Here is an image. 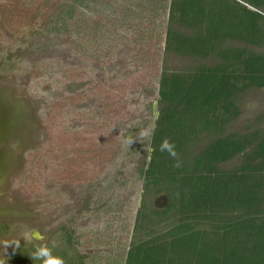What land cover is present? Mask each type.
<instances>
[{"label": "trees", "instance_id": "1", "mask_svg": "<svg viewBox=\"0 0 264 264\" xmlns=\"http://www.w3.org/2000/svg\"><path fill=\"white\" fill-rule=\"evenodd\" d=\"M242 1L252 9L237 0L16 3L23 38L59 32L91 60L112 56L110 45L121 41L135 50L131 53L137 62L135 72H140L143 61L159 70L158 43L164 34L157 17L167 8L163 15L184 32L167 27L163 50L193 60L185 71L161 70L158 79V112L148 141V147L157 151L151 153L143 174L145 187L166 195L165 207L137 211L129 245L110 235L107 243L100 233L103 239L94 240L93 250L79 251L81 235L75 227L63 228V247L56 245L52 251L65 264H264V118L256 119L260 124L253 128L228 130L242 113L240 104L247 91L264 88V0ZM5 7L0 3V40L11 22V16L3 18ZM108 9L121 10L120 34L96 23ZM209 57L214 61L208 62ZM0 58L3 72L18 68L15 59ZM92 90L81 88L64 97L85 99ZM80 139L69 133L57 141L56 152L65 156L62 166L71 172L62 175L69 179L78 176L79 163L88 156ZM165 139L175 145L181 167H173L175 160L158 150ZM104 154L106 159L115 156L108 149ZM161 222L170 227L154 232L153 225L158 228ZM127 233L129 229V239ZM36 248L25 243L1 258L0 264H41L31 258Z\"/></svg>", "mask_w": 264, "mask_h": 264}, {"label": "rangeland", "instance_id": "2", "mask_svg": "<svg viewBox=\"0 0 264 264\" xmlns=\"http://www.w3.org/2000/svg\"><path fill=\"white\" fill-rule=\"evenodd\" d=\"M28 1L0 0L8 8L4 20L11 16L1 33L0 56L18 62L14 71L3 72L0 67V259L25 243L63 247L60 235L68 226L81 235L79 251L93 250L94 240L103 237L110 243L108 235L129 245L137 211L160 210L167 202L163 192L145 187L143 170L158 112L160 72L185 71L193 62L163 50L167 27L183 32L184 28L169 22L163 15L167 8L161 9L162 15L156 16L164 34L158 43L159 70L143 61L144 73L135 72L137 62L131 55L135 50L121 41L110 45L112 56L91 60L59 32L23 38V18L15 7ZM121 15L120 9H108L96 23L120 34ZM81 88L93 90L85 99H65ZM240 105L242 113L230 124L231 132L259 126L256 119L264 118V88L247 91ZM69 133L82 136L79 144L86 152L88 148V156L79 163L81 172L71 179L62 166L65 156L56 152L59 137ZM144 142L148 145L143 149ZM106 149L115 156L106 159ZM156 224L154 232L170 227ZM103 247L105 251L106 244Z\"/></svg>", "mask_w": 264, "mask_h": 264}, {"label": "clouds", "instance_id": "3", "mask_svg": "<svg viewBox=\"0 0 264 264\" xmlns=\"http://www.w3.org/2000/svg\"><path fill=\"white\" fill-rule=\"evenodd\" d=\"M161 153L167 152L170 157L175 160L173 167H181V162L178 159V154L175 150V145L169 140L165 139L161 142L159 149ZM157 151L156 148L149 150V154L146 160V164L151 163V153ZM7 246V245H6ZM56 247V244L53 243L52 247H49L47 244L41 245L36 248L35 252L32 254V259H39L41 264H65L63 258L58 255H53L52 249Z\"/></svg>", "mask_w": 264, "mask_h": 264}, {"label": "water", "instance_id": "4", "mask_svg": "<svg viewBox=\"0 0 264 264\" xmlns=\"http://www.w3.org/2000/svg\"><path fill=\"white\" fill-rule=\"evenodd\" d=\"M250 8V7H249ZM250 9H252V8H250Z\"/></svg>", "mask_w": 264, "mask_h": 264}]
</instances>
